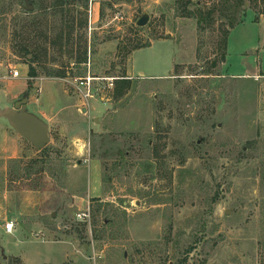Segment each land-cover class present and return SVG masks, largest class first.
Here are the masks:
<instances>
[{
	"label": "rangeland",
	"instance_id": "374dc122",
	"mask_svg": "<svg viewBox=\"0 0 264 264\" xmlns=\"http://www.w3.org/2000/svg\"><path fill=\"white\" fill-rule=\"evenodd\" d=\"M263 76L255 0H0L1 263L264 264Z\"/></svg>",
	"mask_w": 264,
	"mask_h": 264
},
{
	"label": "trees",
	"instance_id": "16d2710c",
	"mask_svg": "<svg viewBox=\"0 0 264 264\" xmlns=\"http://www.w3.org/2000/svg\"><path fill=\"white\" fill-rule=\"evenodd\" d=\"M256 1V4L258 7H260V14L264 15V0H255ZM193 3V2H192ZM245 3V0H237V6H238V9H240ZM194 5H196L197 7V10L196 11H189L187 10L185 12V16L186 17H196L198 18V21H199V24L202 28H210L214 25L215 23V20L213 18V15L215 14V10H212V11H209V12H205V11H202L201 7L198 5L197 1H194ZM239 24V20L237 19H233L230 24L228 26H222V37L224 39V43L226 44L228 39H229V36H230V31L232 29H234L236 27V25ZM72 28V27H70ZM73 30V28H72ZM61 42L63 41L62 38L63 37H59ZM66 43H70V35H69V38L66 40ZM56 44V43H55ZM150 47V45H145V44H142V43H137L136 45H134L131 49H128L127 50V55H130L132 52L134 51H137V50H141V49H144V48H148ZM21 50L22 52H24L26 55H29V54H32L33 57H32V63L35 64V63H39L42 59V56L41 54L39 53H32L31 50L29 49V47L27 46H22L21 47ZM225 58V56H224ZM79 64H83V63H87L88 62V51L85 50L84 53H82L79 57H78V61H77ZM30 77L32 78H36L38 76V72L36 70V68L32 65L30 67ZM61 74V73H60ZM58 74V75H60ZM121 81L124 85H126L128 88L130 87L131 83H130V79L128 78V76L124 75L121 77ZM0 264L1 261H0Z\"/></svg>",
	"mask_w": 264,
	"mask_h": 264
},
{
	"label": "water",
	"instance_id": "95a60500",
	"mask_svg": "<svg viewBox=\"0 0 264 264\" xmlns=\"http://www.w3.org/2000/svg\"><path fill=\"white\" fill-rule=\"evenodd\" d=\"M147 21L148 18L144 17L139 24L144 26ZM2 116L7 118L17 133L28 139L38 151L50 144L49 127L42 119L28 111L27 98L15 103L14 108L6 110Z\"/></svg>",
	"mask_w": 264,
	"mask_h": 264
},
{
	"label": "built area",
	"instance_id": "2783aa9c",
	"mask_svg": "<svg viewBox=\"0 0 264 264\" xmlns=\"http://www.w3.org/2000/svg\"><path fill=\"white\" fill-rule=\"evenodd\" d=\"M15 76L16 77L20 76V72L16 71ZM5 229H6L7 233L12 234L14 232V229H15V223L14 222H8Z\"/></svg>",
	"mask_w": 264,
	"mask_h": 264
},
{
	"label": "crops",
	"instance_id": "0c3cea01",
	"mask_svg": "<svg viewBox=\"0 0 264 264\" xmlns=\"http://www.w3.org/2000/svg\"><path fill=\"white\" fill-rule=\"evenodd\" d=\"M264 77V76H263ZM263 87H264V84H263Z\"/></svg>",
	"mask_w": 264,
	"mask_h": 264
}]
</instances>
